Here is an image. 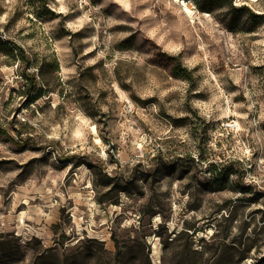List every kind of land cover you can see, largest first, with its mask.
Wrapping results in <instances>:
<instances>
[{
    "label": "rangeland",
    "instance_id": "rangeland-1",
    "mask_svg": "<svg viewBox=\"0 0 264 264\" xmlns=\"http://www.w3.org/2000/svg\"><path fill=\"white\" fill-rule=\"evenodd\" d=\"M186 1L0 0V264H264V0Z\"/></svg>",
    "mask_w": 264,
    "mask_h": 264
},
{
    "label": "trees",
    "instance_id": "trees-1",
    "mask_svg": "<svg viewBox=\"0 0 264 264\" xmlns=\"http://www.w3.org/2000/svg\"><path fill=\"white\" fill-rule=\"evenodd\" d=\"M0 134L5 135L9 141L17 143L15 138L2 127H0ZM210 169L221 179H224L226 177L229 179L230 175H239L238 170L235 169L233 161L228 163H218V162L212 163L210 165Z\"/></svg>",
    "mask_w": 264,
    "mask_h": 264
},
{
    "label": "bare ground",
    "instance_id": "bare-ground-1",
    "mask_svg": "<svg viewBox=\"0 0 264 264\" xmlns=\"http://www.w3.org/2000/svg\"><path fill=\"white\" fill-rule=\"evenodd\" d=\"M174 2H176V3H180V4L184 7V8L182 9V11H181L183 14H184V13H186V14H188V15H193V14H194V12H192V10L189 8L188 3H187L186 0H174ZM125 6H127V5H125ZM190 20H192L191 17H189V22H190V23H194V21H190ZM21 220H22V222L24 223V217H22Z\"/></svg>",
    "mask_w": 264,
    "mask_h": 264
}]
</instances>
